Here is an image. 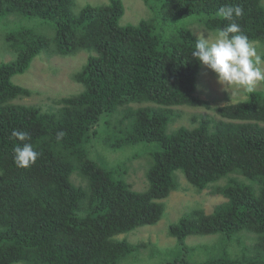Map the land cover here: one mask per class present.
<instances>
[{"label":"trees","instance_id":"16d2710c","mask_svg":"<svg viewBox=\"0 0 264 264\" xmlns=\"http://www.w3.org/2000/svg\"><path fill=\"white\" fill-rule=\"evenodd\" d=\"M145 1L154 17L123 26L122 0L79 12L76 0H0L1 17L19 14L55 29L54 40L29 27L6 37L16 59L0 64V264L129 260L145 245L121 236L162 220L164 201L180 188L179 174L224 201L212 213L196 208L172 224L176 248L187 250L189 237L219 236L201 248L211 255L200 264H264V92L212 107L197 94L204 67L191 56L196 35L179 28L166 40L159 32L195 16L214 33L235 22L264 55V0ZM227 5L241 6L243 15L232 21L218 15ZM82 51L90 55L74 76L84 86L80 94L54 100L48 109L16 103L33 92L13 79L36 57ZM200 107L214 112L192 114L190 127L171 129L186 116L182 109ZM116 115L113 138L119 141L111 148L144 146L140 157L149 158L144 192L128 183L124 167L112 169L91 156L102 118ZM13 130L27 132L25 142L39 153L30 168L14 163L13 148L25 142L11 138ZM58 132L65 133L62 139ZM245 234L256 236L254 246Z\"/></svg>","mask_w":264,"mask_h":264},{"label":"rangeland","instance_id":"374dc122","mask_svg":"<svg viewBox=\"0 0 264 264\" xmlns=\"http://www.w3.org/2000/svg\"><path fill=\"white\" fill-rule=\"evenodd\" d=\"M122 1L126 8L125 16L121 21L123 26L138 24L142 19L154 17L150 4L145 0ZM109 2L110 0H76L75 10L79 12L88 4L96 6L108 4ZM18 15L0 16V64L16 59L15 53L9 49V45L6 43L7 34L12 31L29 27L47 35L51 40L55 38V29L51 23L40 19L29 20ZM200 19V17L195 16L185 20H178L173 22L169 27L162 28V31L159 30V32L166 40L172 35L174 30L179 28H187L194 35L204 33L206 37L207 34L214 36L215 33L209 31ZM253 46L262 54V48L259 43H254ZM53 47L55 48V45ZM89 55L87 51L69 56L47 53L39 55L25 74L17 75L13 79L15 84L28 88L33 92L31 97L21 98L16 103L44 106L45 109H48L49 107L56 106L54 100L80 94L84 90V86L76 82L74 76L86 64ZM256 90L264 92V81L257 83ZM197 94L202 100L211 102L212 107L236 104L248 98V93L242 89H225L217 82L215 73L207 68H204L199 75ZM133 106L138 107V105ZM182 110L186 116L175 122L171 127L172 130L181 126L190 127L188 117L192 114L214 112L201 107L184 108ZM106 117L102 118L101 125L97 127L99 135L92 143L93 152L91 150V156L104 163L105 166L109 165L112 169L124 167L127 171V181L133 185V189L139 192L146 191L149 185L146 176L147 160L149 158L140 157L144 146L124 147L119 150L111 148L113 144L116 145L119 141L113 137L121 116L116 115L111 117L112 119ZM106 121L109 123L107 126L105 125ZM110 135L112 136L110 137ZM154 147L156 148V145ZM94 151H98L97 157ZM100 156L108 165L101 161ZM178 179L180 188L177 191H173L170 197L164 201L166 212L162 220L157 225L142 227L126 236H121L131 243L145 245L137 255L127 261H123L121 264H165L184 258L193 264H200L211 255L210 253L203 252L201 248L217 243L220 240L219 236L189 237L186 240L187 250H184L182 247L176 248L177 240L171 237L169 228L196 208H202L207 213H212L216 205L223 202L224 199L212 197L209 191L199 192L189 184L182 174H179ZM74 181L77 184L81 183L80 178L77 176L74 177ZM243 239L251 247L257 242L256 236L251 234H245Z\"/></svg>","mask_w":264,"mask_h":264},{"label":"clouds","instance_id":"9594fccd","mask_svg":"<svg viewBox=\"0 0 264 264\" xmlns=\"http://www.w3.org/2000/svg\"><path fill=\"white\" fill-rule=\"evenodd\" d=\"M232 21L233 17H241L243 8L239 5L221 7L217 13ZM199 64L211 70L217 77V82L226 88L242 89L246 93H253L256 85L264 81V55L245 35L241 27L235 23L215 29V35L196 34L194 48L191 51ZM64 132L57 133V139H62ZM11 138L20 142L29 141L27 132L13 130ZM14 163L17 168L27 169L36 163L39 153L32 143L18 144L13 148Z\"/></svg>","mask_w":264,"mask_h":264}]
</instances>
